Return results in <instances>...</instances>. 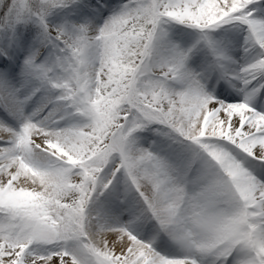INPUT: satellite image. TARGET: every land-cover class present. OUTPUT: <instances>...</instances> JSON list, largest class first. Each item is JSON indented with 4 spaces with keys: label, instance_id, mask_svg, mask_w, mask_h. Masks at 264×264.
Listing matches in <instances>:
<instances>
[{
    "label": "snow or ice",
    "instance_id": "snow-or-ice-1",
    "mask_svg": "<svg viewBox=\"0 0 264 264\" xmlns=\"http://www.w3.org/2000/svg\"><path fill=\"white\" fill-rule=\"evenodd\" d=\"M0 264H264V0H0Z\"/></svg>",
    "mask_w": 264,
    "mask_h": 264
},
{
    "label": "bare ground",
    "instance_id": "bare-ground-1",
    "mask_svg": "<svg viewBox=\"0 0 264 264\" xmlns=\"http://www.w3.org/2000/svg\"><path fill=\"white\" fill-rule=\"evenodd\" d=\"M186 32H194V30H192V29H186L185 30ZM224 87L225 88H227L229 91H232V89L231 88H229V86L225 83L224 84ZM211 90H213V91H215V92H219V87L218 86H216L215 88H213V89H211Z\"/></svg>",
    "mask_w": 264,
    "mask_h": 264
}]
</instances>
